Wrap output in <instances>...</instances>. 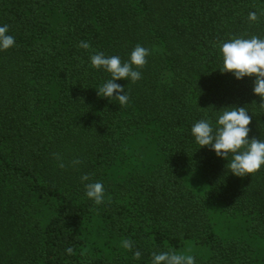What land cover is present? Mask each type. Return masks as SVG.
<instances>
[{
  "label": "trees",
  "instance_id": "trees-1",
  "mask_svg": "<svg viewBox=\"0 0 264 264\" xmlns=\"http://www.w3.org/2000/svg\"><path fill=\"white\" fill-rule=\"evenodd\" d=\"M261 12L264 0H0L15 37L0 52V264H150L187 242L211 251L196 264H259L249 238L264 239V167L228 174L190 128L246 106L249 138L264 139L253 79L222 74L217 47L264 37ZM137 44L150 55L139 81H117L128 104L98 97L108 74L90 55L126 60ZM97 181L100 205L84 189ZM213 214L223 234L246 235L223 237Z\"/></svg>",
  "mask_w": 264,
  "mask_h": 264
},
{
  "label": "clouds",
  "instance_id": "clouds-1",
  "mask_svg": "<svg viewBox=\"0 0 264 264\" xmlns=\"http://www.w3.org/2000/svg\"><path fill=\"white\" fill-rule=\"evenodd\" d=\"M264 15V12H261ZM248 20L256 22L257 12H249ZM15 46V37L10 34L9 26L0 25V52L7 51ZM221 65L219 71L231 74L241 81L245 78L253 79L252 93L259 97V108L264 109V37L252 35L236 36L221 41L217 45ZM78 48L89 50L91 45L87 41H80ZM150 50L137 44L129 53L126 60L119 55H106L96 51L89 57L90 67L108 74L96 89L98 97L115 100L119 106H126L129 94L125 87L117 81L136 83L141 79V71L147 63ZM115 94V95H114ZM256 102L253 101L252 104ZM246 106H224L215 110V118H203L194 122L190 134L194 142L201 148H210L215 156L226 161L225 169L228 174L237 178L251 176L264 167V139L249 138V125L252 115ZM230 156V159L228 157ZM79 160L73 164H79ZM63 168L64 164L60 163ZM88 176H82L81 181H87ZM85 196L95 205L104 202L105 192L101 182H91L84 185ZM122 247L132 249V242L127 238L122 240ZM71 253L72 249H66ZM139 259L141 253H133ZM150 264H196L195 257L184 252L164 251L153 252Z\"/></svg>",
  "mask_w": 264,
  "mask_h": 264
},
{
  "label": "rangeland",
  "instance_id": "rangeland-1",
  "mask_svg": "<svg viewBox=\"0 0 264 264\" xmlns=\"http://www.w3.org/2000/svg\"><path fill=\"white\" fill-rule=\"evenodd\" d=\"M213 220H214V224L216 220L215 229L217 233L224 235L223 237H231V236L237 237V236L246 235L244 229L237 232V229H234V227L232 226H229L227 233L223 234L222 232L219 231V228L217 227V219L214 218V214H213ZM249 241L251 242L253 247H255L258 250L259 264H264V239L258 237H252L249 238ZM179 252H184L185 254H190L193 255L194 257L204 258V259L209 258L211 254V251L207 246L202 244H196L195 242L185 243L184 246L179 250Z\"/></svg>",
  "mask_w": 264,
  "mask_h": 264
}]
</instances>
